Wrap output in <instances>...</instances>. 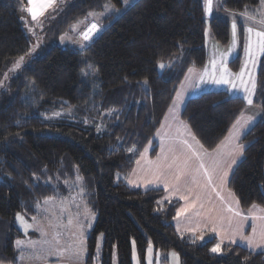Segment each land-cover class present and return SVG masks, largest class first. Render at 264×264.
I'll use <instances>...</instances> for the list:
<instances>
[{"label": "trees", "instance_id": "obj_1", "mask_svg": "<svg viewBox=\"0 0 264 264\" xmlns=\"http://www.w3.org/2000/svg\"><path fill=\"white\" fill-rule=\"evenodd\" d=\"M108 1L121 10L101 18L102 31L87 45L58 44L76 21L103 12ZM220 1L208 16L203 0H132L126 8L121 0H63L36 25L21 10L27 0H0V264H18L15 215L36 214L37 201L60 194L76 176L96 214L88 263L103 233L101 264H111L114 245L117 264H132V241L142 264L148 242L163 255L175 251L179 264H264V252L238 244L221 243V252L212 253L219 243L214 236L200 241L175 229L177 199L126 183L186 70L205 65L206 30L225 45L229 20L222 12L248 11L259 2ZM253 103L262 115L242 137L243 157L228 181L243 209L264 208V53ZM244 106L240 97L209 90L190 97L181 117L211 150Z\"/></svg>", "mask_w": 264, "mask_h": 264}, {"label": "crops", "instance_id": "obj_2", "mask_svg": "<svg viewBox=\"0 0 264 264\" xmlns=\"http://www.w3.org/2000/svg\"><path fill=\"white\" fill-rule=\"evenodd\" d=\"M62 1L63 0H57V3ZM220 2V0H213L212 11L207 13L208 16L213 14V12L219 7ZM55 6L48 8L45 11L44 15ZM101 13H97L98 15L95 17L81 19V22H84L85 24L83 26H80L77 33L79 36L78 40L82 41L83 45H87L98 33L102 31L103 26L100 24V21L104 16V13L102 15ZM92 23L97 24L98 29L95 33H93L95 35L91 39H89L88 41H84L80 34L86 31ZM220 46L221 45H219V43H216L213 40L209 43H206L207 58L205 65L201 68L190 66L186 70L158 128L154 132L151 141L145 145L140 155L136 159L132 170L126 178V183L130 188H138L143 190L151 188L162 189L164 199H177L179 204L174 216V227L178 232L185 233L188 237L196 238L200 241L206 240L210 236H214L219 243L221 242V240H223V243L238 244L253 252H264V243L255 248H251L248 246L247 240H241L239 235H236L233 238L232 232V228L235 226V224L242 221L243 235L246 237L252 236L254 240H259L261 232L262 230H264V219L254 220L253 217H264V211L261 210L264 208L258 205V208L256 209H251V206L243 209L240 206V203H236L238 199L236 198L232 190H230L228 187L230 175L237 163L242 159L243 150L246 146V144L242 142L241 139L262 115V110L260 107H258L254 103L249 105L243 98L245 95H248V93L244 92V88H251V75L253 68L251 67L250 70H248L247 65L250 63L252 57L254 56L256 62L257 45L255 44L254 46L253 56H249L247 53L245 57H242L241 62L238 66L239 68L236 72L232 71V69L227 64L228 58L221 55V50L219 48ZM230 52L233 51L230 50ZM225 69L227 70V75L225 76V78L228 79L230 83H214V79H219L224 73ZM241 69H243L242 76L239 75L241 73ZM233 83L236 85L235 89L232 88ZM209 90H224L228 93L229 96L240 97L244 100L245 106L230 126L226 135L217 144L221 145V142H223L219 152L209 157H205L204 159L206 167H211L214 162H218L217 171L212 177V187L217 188L220 196L218 197L216 193L211 192V190L209 189L211 199L203 201L204 208H200L198 203L195 209H190L188 212L177 216V211L186 204V201L181 197L188 196V202H191V200L194 199V196L190 195L187 191L188 186L181 183L178 188H174L172 186L174 181L169 180L166 190L165 183L161 180H156L153 177L151 171L148 170H154V166L157 161L164 163L166 157L170 162L172 153L168 152V149L170 146H174L177 149L182 148L183 146L180 144L181 140H187L188 143L193 146V148L198 150V146L195 144V140L192 139V137L195 136L190 130L188 124L182 119L181 112L186 101L190 97ZM254 92L251 94L252 100L254 97ZM178 93L180 94L179 97ZM248 117H252L253 119L247 125L241 127V125H244V121ZM237 135L239 136V138H237ZM237 144L243 145L242 154L236 156V163L232 164V167L229 168L228 165L232 163V156L229 155V153L232 152L233 148ZM216 147H214L213 149H215ZM154 149L155 151L153 152ZM213 149L208 151L211 153ZM137 160L140 161L139 164H137ZM191 164L193 167L198 166V162L195 159L191 161ZM225 172H227V177L225 178L223 186L221 187L220 177L223 176ZM199 179L202 183L205 182V178L202 174ZM129 181H133V183H129ZM149 181H151V183H149ZM230 192L234 195L230 196ZM221 197H223V200H221ZM226 205H229L234 210L240 212L239 217L233 218V224L231 226L228 224L227 219H224L223 221L218 219V215H223L224 217L233 215L232 213L226 211L222 213H219L217 211L219 209H224ZM208 208H212L213 211L209 213L207 211ZM197 212H199L200 214L197 215ZM245 217L247 219H245ZM253 226L256 227L255 235L253 234ZM214 227L217 229V231L220 232V236H217L216 232L212 231ZM201 237L203 238L201 239ZM171 253L175 252L168 251L165 255L160 253L159 256H156L152 260V264H179L178 254L175 253V256H173L170 255Z\"/></svg>", "mask_w": 264, "mask_h": 264}, {"label": "rangeland", "instance_id": "obj_3", "mask_svg": "<svg viewBox=\"0 0 264 264\" xmlns=\"http://www.w3.org/2000/svg\"><path fill=\"white\" fill-rule=\"evenodd\" d=\"M121 2L122 8H126L132 3V0H127V3H125V0H121ZM107 3H110L113 6L114 10L110 9L108 11H105L104 8V15H108L113 12L118 13L119 10H121V8H116L111 3V1H108ZM222 13L225 14V16L229 20V40L225 45L219 44L221 45L219 47L221 50V55L228 58L227 64L232 69V71L236 72L239 68L238 66L241 62L242 57H245L248 53L247 47L249 45V42L251 41L252 52L254 51V46L256 44V62L254 56L252 57L250 63L247 65L248 70H250L251 67L253 68L251 75V78H253L257 73V62L259 63V60L264 53V51H261L259 48V45L257 43L259 38L255 34L257 31H264V23L260 22L262 19H264V4H262L261 0H259L258 4L250 8V10L248 11H223ZM97 15L98 14L96 13V15H88V17H95ZM249 17H251V19H249ZM239 21L242 23L241 33L239 32ZM234 22L236 24L235 35L233 34L232 27ZM84 24L85 23L81 22V20L76 21L73 24L76 26V31L72 30V25L69 32H66V34H63L59 37V39L57 40L58 44L62 47L64 45H68L71 47L83 46V42L78 40L79 36L77 32L80 26H83ZM248 28H252L253 31L249 33L247 31ZM94 35L95 34H92L90 39ZM61 37L64 38L61 39ZM212 40L218 43L216 40ZM212 40L209 31L206 30L205 42L209 43ZM230 50L233 52H230ZM18 60L19 58H16L14 64ZM234 61L238 62L237 68L235 70H233L231 65ZM160 64L164 65L163 62H159V67ZM59 190L61 191L60 194L56 196H49L52 199L48 203H45V200L49 197L43 198L36 202V214L27 216L22 212H18L23 217V221L31 225V227L27 228L26 230L23 223L17 220V214L15 215V225L20 232V236L14 239L16 262L18 264H72V261L69 259V252L66 251V249H68L69 245L73 244V242L79 238V234L76 228L77 217L79 218V221L82 222L83 239L87 248V236L93 227L96 214L91 210L82 196L84 192L82 179H78V176H76L74 180L66 182L64 184V188L62 189L61 187ZM62 200L64 201L63 204H61ZM38 204L39 207H37ZM33 217H35V219H33ZM70 218L73 219V225L71 227H65L68 225V221ZM72 233H77V235L73 236ZM17 240L23 241V244L17 246L15 243ZM95 241V248L93 255L91 256V261L88 263L89 257L87 249L82 264H101L100 260L104 244L103 233H98ZM30 242H35L34 246ZM133 242L134 241H132L131 262L132 264H142L141 259L138 256L136 246L135 251L137 261H133ZM149 244L150 242H148V244L146 245L144 264H149ZM98 245L99 247H97ZM114 246L111 249V264H117L116 247ZM61 251H63V255L60 254ZM159 254L160 252L155 251L153 245L151 244V261L156 256H159ZM37 255H39V259L35 258V256Z\"/></svg>", "mask_w": 264, "mask_h": 264}, {"label": "snow or ice", "instance_id": "obj_4", "mask_svg": "<svg viewBox=\"0 0 264 264\" xmlns=\"http://www.w3.org/2000/svg\"><path fill=\"white\" fill-rule=\"evenodd\" d=\"M125 3H127V0H125ZM205 3V13H209L212 11V5H213V0H204ZM261 3L264 4V0H261ZM57 4V0H28V7L24 8L22 7L21 10L22 11H27L33 22H35L36 25H39L41 23L39 17L43 16L45 11L48 8H51L53 6H55ZM105 11H108L110 9H113V6L110 3H106L104 5ZM103 13H101L102 15ZM89 16L92 15H96V13L93 12H89L88 13ZM22 19H24L23 17H21ZM249 19H251V17H249ZM261 23H264V19H262L260 21ZM27 24V21H26ZM233 34L235 35V30H236V24L235 22L233 23ZM98 29V25L95 23H92L86 31L82 32L80 35L82 37V39L84 41H88L90 39V37L92 36L93 33H95ZM32 29L29 28V31H31ZM72 30L76 31V26L73 25L72 26ZM247 31L249 33H251L253 31L252 28H248ZM256 36L259 38L257 43L259 45V48L261 51H264V31H257ZM64 37H61V39H63ZM247 52L249 56H253V52H252V45H251V41L249 42V45L247 47ZM24 60V57H20L19 60L15 63V68H19L20 67V63ZM254 62V59H253ZM161 69L164 68L163 64H160ZM191 71V69H190ZM86 75L88 73H85ZM96 73L93 71L91 73V75H95ZM227 75V70H224V73L221 75V77L219 79H214V83L216 84H228L230 83V81L228 79L225 78V76ZM239 75H243V69H241V73ZM0 85H2V82H0ZM232 88L235 89L236 85L233 83L232 84ZM256 88V81L255 78L253 77L251 80V88L245 87L244 88V92L248 93V95H245L243 98L247 101V103L249 105H251L253 103L252 99H251V94L255 91ZM180 96V94L178 93V97ZM253 118L252 117H248L245 121H244V125H241V127H244L245 125H247L249 122H251ZM186 127V126H185ZM237 138H239V136L237 135ZM193 140H195V144L198 146V150L193 148V146L191 144L188 143L187 140H181L180 144L183 146L180 149H177L174 146H170L168 149V152L172 153L171 156V160L170 162L167 160V157L165 159L164 163H161L159 161H157L155 163L154 166V170L153 169H149L148 171H151L153 177L156 180H161L165 183V187L167 190L168 187V181L172 180L174 181L173 183V187L174 188H178L180 186L181 183H183L184 185L188 186L187 191L190 195L194 196V199L191 200V202H188V196H183L181 197L182 199H184L186 201L185 206H183L182 208H180L177 211V216H180L186 212H188L190 209H195L197 207V204L199 203L200 208H204V203L203 201L205 200H210V194H209V189L211 190V192L216 193V195L219 197L220 193L217 190L216 187H212V177L213 175L216 173L217 171V167H218V162H214V164L211 167H206L205 163H204V159L205 157H209L213 154H216L219 152L223 142H221V145H217V147L215 149L212 150V152L210 153L208 151V149L204 148V146L202 144H200L199 140H196L195 137H192ZM227 139V138H226ZM242 149H243V145L237 144L235 145V147L233 148L232 152L229 153V155L232 156V163L228 165L229 168L232 167V164L236 163V156L241 155L242 154ZM129 152L134 151V149H128ZM195 159L198 162V166L193 167L191 164V161ZM140 161L137 160V164H139ZM151 163V162H150ZM135 171V170H134ZM201 174L203 175V177L205 178V182H201L199 177L201 176ZM227 177V172L224 173L223 176L220 177L221 180V187L223 186V182L225 180V178ZM78 179H80L78 177ZM129 183H133V181H129ZM149 183H151V181H149ZM190 185V186H189ZM198 189V190H197ZM229 195H234L231 192L229 193ZM52 198L49 197L45 200V203H48ZM221 200H223V197H221ZM64 201H61V204H63ZM159 203V202H158ZM237 204L239 203L238 201L236 202ZM37 207H39V204L37 205ZM258 208V205L253 203L251 205V209H256ZM262 211H264V209H261ZM207 211L209 213H211L213 211L212 208H208ZM219 213H222L224 211L232 213V216L229 217H224L223 215H218V219L223 221L224 219H227L228 224L231 226L233 224V218L234 217H239L240 216V212L234 210L231 206L226 205L224 209H219L217 210ZM87 213V210H86ZM200 213L197 212V215H199ZM18 221H21L25 227V230L29 227H31V225L27 224L26 222L23 221V217L21 216L20 213H17L16 216ZM33 219H35V217H33ZM245 219H247L245 217ZM253 219H264V217H253ZM90 223V221H89ZM73 225V219L70 218L68 221V225L65 227H71ZM76 228H77V232L79 234V238L77 240H75L73 242V244L69 245L68 249H66V251L69 252V259L72 261V264H82L86 252H87V248L85 245V241L83 239V229H82V222L79 221V218H76ZM213 232H216L217 236H220V232L217 231V229L214 227L212 229ZM232 232H233V238L236 235H239L241 240H247L248 246L251 248H255L257 246H259L260 244L264 243V230H262L261 235H260V239L259 240H254L252 236H244L243 235V222L240 221L238 223L235 224V226L232 228ZM256 233V227L253 226V234L255 235ZM73 236H76L77 233H72ZM203 237H201L202 239ZM16 245L19 246L21 244H23V241L21 240H17ZM33 244H35V242H30ZM58 243V241H57ZM221 243H223V240H221L220 243H217L214 247L211 248V252L212 253H220L221 252ZM99 247V245L97 246ZM115 247V246H114ZM61 255H63V251H61L60 253ZM115 255V253H114ZM170 255L175 256V253H171ZM151 243L149 244V264H152L151 261ZM23 258V257H21ZM36 259H39V255L35 256ZM247 259V257L245 258ZM133 261L136 262L137 261V256H136V251H135V242H133Z\"/></svg>", "mask_w": 264, "mask_h": 264}]
</instances>
